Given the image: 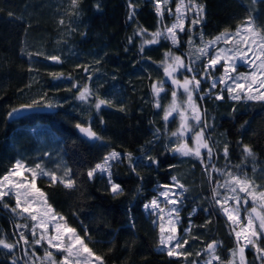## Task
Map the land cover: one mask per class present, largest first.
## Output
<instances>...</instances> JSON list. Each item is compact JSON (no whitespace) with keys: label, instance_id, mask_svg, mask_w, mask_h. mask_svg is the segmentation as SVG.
<instances>
[{"label":"trees","instance_id":"trees-1","mask_svg":"<svg viewBox=\"0 0 264 264\" xmlns=\"http://www.w3.org/2000/svg\"><path fill=\"white\" fill-rule=\"evenodd\" d=\"M194 2L203 8L199 23L193 25L198 17H189L179 36L181 45L175 48L164 35L155 43L145 41L165 33L172 19L169 9L177 0L163 1V15L154 0H77L75 6L72 0H0V177L17 161L47 173L36 176V187L101 264H200L209 257L206 248L213 241L220 243L215 252L219 261L213 264H239L235 233L215 193L219 198L227 194L220 185L231 179L229 172L264 189V100H236L227 92L222 99L198 98L213 155L203 162L183 156L175 150L180 140L172 136L178 129L175 116L163 118L171 89H183L168 86L164 61L181 53L193 71L203 72L210 54L195 51L203 40L249 21L264 36V0ZM50 57L62 62H51ZM155 84L169 90L157 96ZM85 88L90 95L81 101L78 96ZM156 97L163 102L157 103ZM98 100L108 102L99 111ZM33 101L57 111L8 119L12 109ZM78 124L92 127L99 139L83 137ZM245 146L253 155L245 153ZM112 151L121 154L111 169L112 183L123 189L119 195L112 193L106 175H87ZM172 177L184 188L178 234L182 244L188 243L180 256L161 251V228L155 213L145 208L164 185L176 183ZM68 179L72 187L60 182ZM247 197L251 207L252 196ZM14 208L16 195L0 200V239L16 245L11 250L0 246V264H35L29 249L32 222ZM21 232L27 245L20 240ZM56 256L60 260L62 254ZM246 257L247 264H264V257L250 250Z\"/></svg>","mask_w":264,"mask_h":264},{"label":"snow or ice","instance_id":"snow-or-ice-1","mask_svg":"<svg viewBox=\"0 0 264 264\" xmlns=\"http://www.w3.org/2000/svg\"><path fill=\"white\" fill-rule=\"evenodd\" d=\"M73 5L75 6L77 4V0H72ZM165 3H168V0H165ZM157 8L156 11L158 14L163 15V12L160 8V0H156ZM129 8L132 9L131 3L129 4ZM185 10L187 11H195L197 13L198 18L195 20H192V24L195 25L199 23V14L202 13L203 8L200 5H196L194 3V0H189L187 4H185V0H178L177 7L175 10L176 15V23H173V25L166 29L165 33H154V39L150 41H145V44H151L157 42V39L164 35L165 38L171 39L173 44L178 43L177 38V30L180 32H184V19H185ZM169 12H171V9H169ZM132 15H134V9H132V14H130V19L132 18ZM251 27V22H249V28ZM143 34L138 33V35ZM239 35V32L237 33ZM256 35L255 33L253 34ZM225 40L227 42L228 34H222L219 37H216L215 40L209 41V43L201 49H198L201 55H208L210 49L212 46H214L218 41ZM131 41V38H130ZM239 43H245L247 44L248 41H237V44ZM251 44H256L257 47L254 49L251 45L248 47V52H253L254 55H256V52H259V55H256V59L252 61V63L255 65L256 60H259V65H256L257 70L259 71L261 75V79H256V73L254 72L252 74L253 78L250 82H248L246 85L244 83H239L236 77H232L229 75V67L235 64V61L237 58H242L245 60H248L247 53L241 52L238 54V57L236 54L233 53V49H218L216 51V54L209 60L208 64L205 66V73H207L208 69L215 68L217 65L221 64V61H224V77H221L219 80L213 79L211 88H215L216 84L222 83L225 85L226 90L229 93H235L237 92V89L241 90V92L245 91L246 89L251 91L255 90L257 92L256 95H248L247 99L252 100H264V92H259V89L264 88V38H262L259 42H257L256 39H253ZM143 51V48L141 49ZM54 62H59L58 57H50ZM174 63L172 65H168L164 68L165 75L167 77H173L174 73L180 69L184 68L186 71L192 72L193 68L191 64H184L183 60L180 57H173L172 58ZM87 71V69H85ZM55 79H60V76H54ZM228 81H231V84L228 83ZM172 83L177 85L178 87L183 88L184 92L187 94L189 107L192 109V115L191 119L196 121L197 124L201 122V116L198 112V110L195 108L194 105L191 104L192 101V93L193 90H198L200 87V81L195 79V75L193 76L192 80H189L185 78L184 82L181 84L178 80L172 79ZM234 85V86H233ZM254 85L256 88L254 89ZM191 86V87H190ZM211 90V89H210ZM153 91L159 95V93L162 91V88L157 87L156 85H153ZM90 95V92L87 88H85L83 91L80 92L78 99L81 101H87L88 96ZM173 95V104L172 106L165 112L164 119L167 120L169 116H171L174 112H178L179 106L176 104V92L174 91L172 93ZM203 98V97H202ZM223 97L221 95H217L216 99H222ZM233 99L239 100L241 99V95L237 93L236 95L232 96ZM108 102L105 100H98L95 104V108L99 111L102 107V105L107 104ZM39 104V101H33L32 105H23L20 109H12L11 112L8 113L9 117H13L17 112L21 111L22 109H28L32 108L34 105ZM52 105H48V107H51ZM159 107V105H157ZM181 115V125L180 128L172 133V136L183 138L186 133H190L192 131V128L190 127L188 123V117L185 116L184 112H180ZM81 133H84L87 137L92 139H99L96 132L92 130V128L89 127H83L81 125L76 126ZM195 141V147L194 148H188L187 145H182L180 148L175 149L176 151H179L182 155L188 156L193 155L197 158H200L203 162V157L201 155V149L207 150V155L209 159H211L213 152L212 148L209 146L208 142L204 139L203 129L195 134L194 137ZM245 153H247L249 156L253 155L250 148L245 146L244 148ZM225 156H227V148L224 150ZM120 157V153L112 152L108 156L104 158L103 163L97 164L93 169L89 170L87 173L89 178H92L97 172L100 173H107L109 178V183L111 184V191L114 195H119L123 189L120 187L119 184L112 183L111 181V171H110V164L109 161L117 159ZM128 159L131 162V154L128 155ZM24 167L20 161H17L14 165L13 169L10 171L9 174L4 175L3 177H0V200H2L3 197L9 196L13 194V188L20 189L21 191H17L15 193L16 195V208L12 209L13 212H16L17 209H19V215H24L25 213L28 214L27 218L33 221L34 223L31 226V233L33 237H36L37 235V229L41 230L40 238L34 239L33 243L35 245H40L42 241L46 240L48 245L50 247L56 248L59 251L66 252L67 254L63 256L61 264H72L73 259H75L76 264H80V262L83 260L85 261V264L89 257L94 256V253H92L91 249L87 247V245L84 243L83 238H81L79 235L76 234L75 229L68 228L66 225L62 226L58 221L63 220V217H57L53 210L51 209V206H47L43 208V210L40 209H33L31 207L32 204H44L46 205V199L39 200L38 197L35 195V193H39V197H43V193L39 192V189H35V179L36 176L39 175H48L47 173H44L43 171H40L39 173L35 170L28 169V171L31 173L32 181L29 182L26 179L20 183L14 182L11 177L12 176H20V169ZM36 168L39 169L40 166L36 165ZM219 171V170H217ZM230 176V180L226 181L224 184H221L220 187L226 189L228 193H231V195H224L222 198H219L221 194L219 192L215 193L216 197V203L220 205L224 213L227 215L228 220L232 221L233 224H239L240 217H239V206L241 204V197L239 193H244L246 196H252L253 202H256V197L253 195L251 191L250 182L245 179H241L239 176L232 175L231 172L228 173ZM51 179L53 181L56 180L55 174L51 175ZM173 181L176 183L173 185V187H178L183 189V185L179 184L176 177H172ZM60 182L64 183L65 187H72L73 182L71 179L68 180H61ZM165 191L161 192L160 195L164 197V202L167 204H175L178 201L173 200L169 196L170 188L169 186H164ZM7 189V190H5ZM29 189H35V193H30ZM174 196L175 193H172ZM23 196V202L21 200V197ZM260 199H264V193L259 194ZM233 200L235 202L236 208H230L228 207V201ZM247 199L243 200V203H247ZM29 205V206H24ZM261 209L264 210V205H260ZM146 209H152L153 211H157L161 214L160 218L163 220L162 213L164 212V209L160 208V204L158 199L154 198L149 204L145 205ZM36 214H33V213ZM236 213L235 215L233 213ZM172 213H176V218L178 220V210L175 207H172L169 210V217H171ZM258 221V228L259 231L256 230L255 227H253V221ZM173 221L170 220V223ZM52 225V227L55 230V235L49 236L48 233V226ZM17 227H28L27 225H17ZM161 238H160V245L163 246L161 248V251H167V254L169 256H180L185 255L184 252L181 251L184 244H187L188 241L184 240L183 244L181 243L182 238H177L176 235L170 234L167 237L164 235V228L161 226ZM171 233H175L176 229L175 227H172L170 229ZM185 231H190V229H185ZM244 232H249L250 235H244V239L247 244H255L256 240L259 239L261 236H264V214H261L260 212H257V208L253 207L251 210V213H249L248 223L245 226V228L242 230ZM241 232H237L236 236L239 238L241 236ZM20 240L23 241L25 245L29 243L28 238L24 235L23 232L20 233ZM172 247H168V245L173 244ZM19 243V241L17 242ZM0 246L3 248H7L9 250L13 249L16 245L6 243L5 240L0 239ZM217 247L216 242L209 243L207 245L206 251L209 253L210 259L206 260L204 264H212L213 260L219 261V257L215 256V248ZM258 251L264 252V250L258 249ZM240 252V258H241V264H243V252L244 248L239 249ZM86 253L87 255H83ZM34 254V253H33ZM197 255H200L197 253ZM235 255V253H233ZM46 258L51 257V253L47 252L45 254ZM96 260H101L100 257H95ZM13 264H16V261H13Z\"/></svg>","mask_w":264,"mask_h":264},{"label":"rangeland","instance_id":"rangeland-1","mask_svg":"<svg viewBox=\"0 0 264 264\" xmlns=\"http://www.w3.org/2000/svg\"><path fill=\"white\" fill-rule=\"evenodd\" d=\"M163 1L164 0H160V5L159 6H160L161 10H163ZM170 1L171 0H168V2H170ZM188 2H189V0H185V4H187ZM177 3H178V0H177ZM177 3L175 5V8L169 14L170 16H172V19H171L170 25L166 26L165 32H166L167 28H169V27H171L173 25V23H176L175 10H176V7H177ZM154 4L157 6L156 0H154ZM196 5H198V4H196ZM192 16L193 17H198L197 13L195 11H187V10H185V19H184V25H183L185 30H186L187 21H188L189 17H192ZM249 22H247L245 24H242L238 29H236L233 32H228L227 33L228 34L227 42H225V40L222 39V40L218 41L214 46H212V48L209 51L210 59L216 54V51L218 49H233V53L236 54L237 57H238V54L241 53V52L247 53V56L249 58L248 60H245V59H242V58H237L236 61H235V64L230 66L229 70H228L230 76L236 77L239 83H244L245 85L252 80V78H253L252 74L254 72L256 73V79L257 80L262 78L260 73H259V71L257 70V67H256V65H259L260 61L256 60V64L255 65L252 63V61L256 59V55H259V52H256V55H254L253 52H248V47H249V45H251L255 49L257 47V45L256 44H251L252 40L256 39L257 42H259L262 38H264V36L259 31V29L257 27H255L252 23H251V27L249 28ZM238 32H239V35H237ZM182 33L183 32H180L179 30H177V32H176L177 38H178V43L177 44H173L171 39L167 38L172 43V45L175 48H177V47H179L181 45V40H180L179 36ZM254 33L256 34L255 36L253 35ZM221 35H219V36H221ZM219 36H216V37H219ZM216 37H214L212 39H208V40H203L202 43H198V47H197V49H195V51L198 52V54L200 56H203V55L200 54L198 49L204 48L209 43V41L215 40ZM245 40L248 41L247 44H245V43L237 44V41H245ZM173 57H180L183 60L184 64H186V65L189 64L188 63V59H187V57L185 55H183L181 53H174L172 56H170V57L168 56L166 58V60L164 61V67H167L168 65H172L174 63V61L172 59ZM208 62L205 63L204 67H201L203 69V72H202V70H200V71L196 70V71L189 72V71H186L184 68H180L174 73L175 78L177 80L181 81L182 83L184 82L185 78H187L189 80H192L194 75H195V79L200 81L199 89L198 90H193L192 101H191V104L195 106V108L198 110V112H199V114L201 116V122L199 124H197L196 121L191 119L192 109L189 107L187 94L184 92V90L183 91L181 90L182 92L175 91L176 92V101L175 102L179 106V110H180L178 112H174L175 122L178 124V129L180 128V125H181L180 112H184L185 116L188 117V123H189L190 127L192 128V131L190 133H186L183 138H178L180 140V142H181V145L179 146V148L182 145H185V144L187 145L188 148H194L195 147V141H194L195 134L200 132L203 129L202 128V115H201V110H200L201 108H200V105H199L198 98H202V97L204 98L206 96L216 97L217 95H221L223 97L225 92L229 93L226 90L225 85L222 84V83H219V82L216 84L215 88H211L212 80L214 78L219 80L221 77H224V75H225L224 66H223L224 65V61H221V64L217 65L215 68L208 69L207 73H205V66L208 64ZM228 83L231 84V81H228ZM255 88H256V86L254 85V89ZM203 89H206V91L203 92ZM172 90L173 89H171V91H170V95H171L172 99H170L167 102L168 104L166 103L167 105L164 108L165 111L163 112V118L165 116V112L173 104V95H172V93L174 92V90L173 91ZM259 92H264V88L259 89ZM237 93H239L241 95V97H243V96L247 97L248 95H256L257 94V92L255 90L249 91V90L246 89L245 91L241 92V90L237 89V92L229 93V95L232 98V96L236 95ZM155 101L157 103H162L163 99L161 97L160 98L156 97ZM203 134H204V139L207 141V137L205 135L204 129H203ZM112 152H114V151H112ZM112 152H110V153H112ZM110 153H108L106 156H108ZM201 155L203 157V161L205 159H207L208 158L207 150L201 149ZM188 156H192L194 158H197V157H195L193 155H188ZM120 158H121V154H120L119 158L109 161V164L111 166L110 167V171L112 169L113 163L115 161L119 160ZM197 160L201 161L200 158H197ZM101 163H103V162H101ZM13 167L11 168V170L13 169ZM28 169H30V168H27L26 166L22 167L19 170L21 175L20 176H12L11 179L14 182H16V183H20V182L24 181L25 179L27 181L31 182L32 181V176H31V173L28 171ZM96 174L106 175L108 177L107 173L97 172ZM111 181L113 182L112 178H111ZM174 184L164 185V186H169V188H170L169 196L173 200L178 201L174 205L165 203L164 202V197L160 195L161 192L165 191V187L164 186L159 190L158 196L154 197V198L158 199L159 204H160V208L164 209V212L162 213V215L164 217L163 220H161V218H160V216H161L160 213H158L157 211H153L152 209H149V210L155 213L156 219L158 221V224H159L160 228H161V226H163V228L165 230L164 231L165 237H167L170 234H173V235H176L177 238H181L180 235L178 234V228H179L178 225H179V221H180L179 214H178V220L176 218V213H172L171 217H169V210L172 207H175L177 210H179V199H180V196H181L182 192L184 191V188L181 189V188H178V187H173ZM250 186H251V191H252L253 195L256 197V202H253V197H251V201L253 203L251 204V207H249L248 206L249 198L244 193H239V195L241 197V204H240L239 210H238L239 211V217H240L239 224H233L232 221L228 220L227 215L222 210V213L224 214V216L226 217L228 222L231 224V227H232V229H233V231L235 233V236H236L237 232H241L242 233L239 238H237V236H236V239H237V242H238V263L239 264H241V258H240V252H239L240 248H244L243 264H247V257H246L247 250H250L251 252H253V254L256 255L258 258L259 257L260 258L264 257V252L258 251V249L264 250V247H261V241L264 239V236H261L259 239H257L255 244H247L245 239H244V235H250V233L242 231L245 228V226L247 225V223H248L249 213H251V210H252L253 207L257 208V212H260L261 214H264V210H262L261 207H260V205H264V199H260V196H259L260 193H264V189L261 188L260 186H255V185H251V184H250ZM258 187H260V188H258ZM35 189H38L36 187V185H35ZM35 189H29V192L30 193H35ZM5 190H7V189H5ZM17 191H21V190L13 188V195H15V193ZM172 193H175V195L173 196ZM35 195L38 197L39 200L46 199V197L44 195H43V197H39V193H35ZM226 195H231V193L227 192ZM153 199L149 200L146 204H149ZM244 199H247V201H248L246 204L243 203ZM21 200L23 202V196L21 197ZM24 206H29V205H24ZM47 206H49L47 202H46V205L39 204V203L31 205V207L33 209H40V210H43V208H45ZM227 206L230 207V208H236L235 202L233 200H229ZM53 213L57 217H61L60 215L56 214L54 211H53ZM33 214H36V213L34 212ZM233 214L235 215L236 213L234 212ZM23 216L25 217L26 220L28 219L27 218V216H28L27 213H26V215L24 214ZM170 220L173 221V222L170 223ZM31 222H32V224L34 223L33 221H31ZM58 222L62 226L66 225L68 228H71L70 226H68L65 223L64 220H60ZM172 227H175V229H176L175 233H171L170 229ZM253 227H255L257 231H259L258 221H255V220L253 221ZM40 234H41V230L37 229V235H36V237L32 236V243L29 246V249L31 250V253L32 254L34 253L33 255L35 256V259H34L33 263L36 264V263H39V261H40V263H43L42 262L43 261L42 256H45V254L47 252H50L51 253V257L50 258H46V260L49 261L51 264H61L63 256L66 255L67 253L63 252V251H59L56 248L50 247L46 240L42 241V243L40 245H35L33 243V240L40 238ZM55 234L56 233H55L54 228L52 227V225H49L48 226L47 235L52 236V235H55ZM76 234L79 235L78 232H76ZM81 238H83V237H81ZM83 240H84V243L86 244L84 238H83ZM45 243L49 247L48 249H46V245H44ZM174 243L175 242H173V244L168 245V247H172L174 245ZM39 246L44 249V250H42L41 253H38V251L36 249V247H39ZM162 247L163 246H161V248ZM27 248L28 247L25 246L24 250L27 251L28 250ZM56 254H62L60 260L57 258ZM83 255H87V254L84 253ZM215 256H217V255L215 254ZM95 257H97V256L94 255L92 257H89L87 262H86V264H101V261L100 260L99 261L96 260ZM208 259H210V256L206 260H208ZM205 261L201 262L200 264H204ZM215 261L216 260H213L212 264ZM72 264H76L75 259H73ZM80 264H85V261L82 260L80 262Z\"/></svg>","mask_w":264,"mask_h":264},{"label":"water","instance_id":"water-1","mask_svg":"<svg viewBox=\"0 0 264 264\" xmlns=\"http://www.w3.org/2000/svg\"><path fill=\"white\" fill-rule=\"evenodd\" d=\"M51 62H54V61H52L51 60ZM62 61L59 59V62H54V63H61ZM176 79L174 76L173 77H167V84H168V86L169 87H171V88H174V89H183V88H181V87H178L177 85H175V84H173L172 83V79ZM177 80V79H176ZM179 81V80H178ZM181 84H182V82L181 81H179ZM157 87H159L158 86V84H155ZM160 88H162V91L159 93V95H161L163 92H165L167 89H168V87H160ZM159 95H157V96H159ZM23 106V105H22ZM21 108V106H19L18 108H16V109H20ZM57 111V108H54V107H48V106H41V105H34L32 108H28V109H22L21 111H19V112H17L13 117H9V115H8V119L10 120V121H12V120H17V119H19V118H21V117H23V116H25V115H27V114H29V113H46V112H56ZM174 117V113L171 115V116H169V118H168V120H171L172 118ZM81 126H83V125H81ZM83 127H89V126H83ZM92 128V127H91ZM77 130H78V132L83 136V137H85V138H88V139H90V140H92V141H97L98 139H92V138H89V137H87L84 133H81L80 131H79V129L77 128ZM92 130H93V128H92ZM94 131V130H93ZM95 132V131H94ZM213 242H216V244H217V247L215 248V252L218 250V248H219V246H220V243L219 242H217V241H213ZM212 243V242H211ZM207 252V251H206Z\"/></svg>","mask_w":264,"mask_h":264},{"label":"flooded vegetation","instance_id":"flooded-vegetation-1","mask_svg":"<svg viewBox=\"0 0 264 264\" xmlns=\"http://www.w3.org/2000/svg\"><path fill=\"white\" fill-rule=\"evenodd\" d=\"M169 90V89H168Z\"/></svg>","mask_w":264,"mask_h":264}]
</instances>
